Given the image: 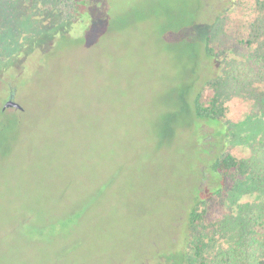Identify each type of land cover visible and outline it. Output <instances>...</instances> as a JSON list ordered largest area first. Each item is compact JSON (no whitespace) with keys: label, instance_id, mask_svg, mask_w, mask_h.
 I'll return each instance as SVG.
<instances>
[{"label":"rangeland","instance_id":"obj_1","mask_svg":"<svg viewBox=\"0 0 264 264\" xmlns=\"http://www.w3.org/2000/svg\"><path fill=\"white\" fill-rule=\"evenodd\" d=\"M124 1L120 13L134 17L135 2ZM136 1L154 5L156 10L166 1L173 7L180 4V0ZM15 2L0 0V13L7 28L19 26L26 31L30 22L22 23L20 18L26 13L21 7L17 21ZM37 2L41 4L42 0L32 1L31 17ZM44 2L51 10V2ZM59 2L64 9L76 7L71 0L67 4ZM98 2L108 0L93 1L94 14L90 20H83L88 26L71 32L83 34L81 41L63 38L68 29L53 12L35 15L32 26L38 25L37 19L42 24L37 30L35 53L19 57L27 61L14 67L13 76L10 71L0 75V111L2 81L16 86L21 83L15 93L21 109H9L16 112L19 124L5 133L4 139L1 135L0 141V264H117L127 254L132 255L131 248L139 237L137 229L144 233V219L159 222L172 206L183 204L170 193L161 197L150 190L147 194V182L157 169L162 173L152 180L151 187L155 183L170 185L166 171L186 181V170L181 166L182 143L157 148L155 140L149 139L153 134L148 135L150 123L163 108L161 94L175 74L170 70L173 65L165 52L158 53L146 44L145 36L153 29L152 18L141 26L137 20L138 26L130 36L118 34L128 42L115 44V57L103 61L102 48L93 44L97 29L91 25L102 13ZM242 2L241 15L248 22L254 18L256 26L264 30V0ZM204 5L210 17L220 15L224 8L220 0H205ZM227 6L230 8V3ZM202 10L197 25L203 32L209 24ZM227 15V24H235L236 15L231 10ZM42 33L49 37L42 38ZM0 34L1 67L2 52L12 49L21 36L7 31ZM248 54L234 49L214 61L220 80L224 77L223 82L231 84L234 76L240 79L233 89L223 86L221 96L217 95L220 106L231 109L229 118L235 121L252 112L261 90L256 91V84L264 83V73L254 76L256 65L244 61ZM36 55L41 56V68L33 61ZM198 66L202 70L201 62ZM156 72L160 76L154 78L152 73ZM176 137L181 139L182 134ZM233 145L231 149L238 157L250 154L249 146ZM139 147L145 151L137 152ZM160 164L161 169L157 167ZM263 199L264 195L252 193L241 196L240 202L251 201L258 208L264 207ZM140 204L150 214L138 212ZM135 248L138 254L150 253V249Z\"/></svg>","mask_w":264,"mask_h":264},{"label":"trees","instance_id":"obj_2","mask_svg":"<svg viewBox=\"0 0 264 264\" xmlns=\"http://www.w3.org/2000/svg\"><path fill=\"white\" fill-rule=\"evenodd\" d=\"M32 1L16 0L14 3L17 21L21 7L26 13L25 17L20 18L22 23L25 20L30 22L26 31L19 26L13 30L7 28L5 17L0 13V33L7 31L21 36L20 42L15 41L12 49L2 52L0 75L10 71V76H13L14 67L19 68L27 61L19 57L35 53V41L39 40L37 30L42 25L41 20L37 19L38 25L32 26L35 15L40 17L42 13L53 12L63 28L68 29L63 33V38L81 41L83 34L78 36L71 32L76 28L82 31L83 27L88 26L83 24V20L94 14L93 1L96 0H71L77 7L72 6L71 9L61 7L59 0H48L51 10L42 0L41 4L37 2L35 7L32 6L35 10L31 17ZM132 1L135 2L134 17L129 13H120L125 8L124 0L98 2L102 13L91 24L92 28L96 26L97 29L93 44L102 48L103 61L112 60L116 55L115 44L128 42L121 40L118 34L130 36L138 26L136 22L139 21L141 26L152 18L153 29L148 34L149 38L145 36L146 44L156 52L168 55V63L171 61L170 65H173L170 70L175 74L169 77L167 89L161 94L163 108L155 122L150 123L148 135L153 134L149 139L155 140L157 148L182 143L184 156L181 166L186 170L187 183L166 171L170 176V185L155 183L151 187L152 180L162 172L157 169L153 172L155 178H152L153 174L150 175L148 195L150 190L161 197L170 193L183 204L172 206L159 222L144 219L142 235L136 227V237H139L131 248L132 255L127 254L117 264H264V207L256 208L251 201L240 202L243 195H264V83L256 84V91L258 88L261 90L257 102L254 100L252 112L246 113L243 120L235 121L229 118L231 109L220 106L217 95H220L223 86L233 89L240 79L234 76L231 84L225 83L224 77L220 80L214 71L215 60H221L234 49H241L249 51L244 61H250L257 67L254 76L258 75L257 72L264 73L263 27H257L254 18L250 19V23L241 15L242 0H220L224 8L215 17L209 16L205 0H180L179 6L175 7L166 1L157 10L154 5ZM63 2L67 4L68 0ZM229 3L230 8L225 7ZM201 10L205 14L206 24H209L203 32L197 25ZM230 10L232 15H236L235 24H227V11ZM40 36L49 37L43 33ZM47 45L51 46L52 43ZM33 61L41 68V56L36 55ZM110 66L106 68L110 69ZM152 74L154 78L160 76L159 72ZM6 82L2 81L0 141L1 135L4 139L5 133L19 124L14 111L17 107L7 103H18L15 93L21 83L18 81L16 86L15 83ZM181 134V139H177L176 136ZM236 141L238 143L233 145ZM232 145L249 146L250 154L247 158L238 157L232 151ZM141 150L145 151V148L139 147L136 151ZM162 165L157 167L161 169ZM149 211L145 205H138V212L145 214ZM153 224L160 226L154 228ZM38 231H42L40 226ZM135 247L145 251L150 249V253L145 256L138 254ZM107 264H112V261H107Z\"/></svg>","mask_w":264,"mask_h":264},{"label":"water","instance_id":"obj_3","mask_svg":"<svg viewBox=\"0 0 264 264\" xmlns=\"http://www.w3.org/2000/svg\"><path fill=\"white\" fill-rule=\"evenodd\" d=\"M12 103H13L16 107H20V105H19L18 103H14V102H11V101L8 102L7 105H10V104H12Z\"/></svg>","mask_w":264,"mask_h":264},{"label":"clouds","instance_id":"obj_4","mask_svg":"<svg viewBox=\"0 0 264 264\" xmlns=\"http://www.w3.org/2000/svg\"><path fill=\"white\" fill-rule=\"evenodd\" d=\"M19 104V103H18ZM4 108V107H3ZM18 109H21L20 107H17ZM5 109V108H4Z\"/></svg>","mask_w":264,"mask_h":264}]
</instances>
